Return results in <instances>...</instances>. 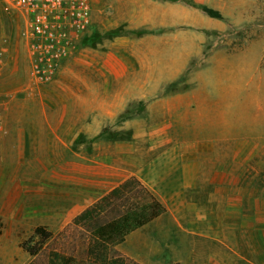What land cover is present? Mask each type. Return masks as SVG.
I'll return each mask as SVG.
<instances>
[{
    "label": "rangeland",
    "instance_id": "374dc122",
    "mask_svg": "<svg viewBox=\"0 0 264 264\" xmlns=\"http://www.w3.org/2000/svg\"><path fill=\"white\" fill-rule=\"evenodd\" d=\"M90 6L73 54L48 84L37 85L24 23L0 4V45L13 55L0 82L10 130L0 131V212L12 211V232L0 218V264H46L51 251L96 264L84 253L90 232L74 219L154 163L190 165L198 184L188 197L201 205L227 200L221 188L245 195L247 209L264 198V0ZM220 213L213 215L224 239L240 256L191 237L185 219L177 224L171 216L115 250L125 264H263L257 233ZM38 226L53 236L33 257L23 245L41 247L32 238Z\"/></svg>",
    "mask_w": 264,
    "mask_h": 264
},
{
    "label": "crops",
    "instance_id": "0c3cea01",
    "mask_svg": "<svg viewBox=\"0 0 264 264\" xmlns=\"http://www.w3.org/2000/svg\"><path fill=\"white\" fill-rule=\"evenodd\" d=\"M189 166L190 165L185 162H158L147 167L142 172L131 176H136L140 179L146 186L152 189L164 203L167 212L160 218L171 216L177 224H180L181 219L184 218L188 224L185 231L188 232L191 237L213 240L220 243L223 248H227L228 253L240 256V254L224 239L225 227L213 215L214 211H221L220 214L223 216L226 215L241 220L242 229H252L256 232V237L264 251V198L255 200L253 205L247 209L245 195L243 196V194L236 192V190L230 192L229 190L225 191V188H221L222 197L227 195V200L220 203L218 200L215 202L216 199H210L208 204L201 205L198 201L188 197V192L195 189L198 184V181H196L197 178L194 180L193 175L190 173ZM127 178L128 177L115 183L102 196L117 187ZM217 180L224 182V177H220V179L218 178ZM217 194H220L219 191L216 195ZM24 213L25 211H18L17 215L21 218V216L25 215ZM0 218L4 224L5 230L7 232H12V211H1ZM234 230L239 229L235 228L233 231ZM2 237L6 238V236L3 235Z\"/></svg>",
    "mask_w": 264,
    "mask_h": 264
},
{
    "label": "trees",
    "instance_id": "16d2710c",
    "mask_svg": "<svg viewBox=\"0 0 264 264\" xmlns=\"http://www.w3.org/2000/svg\"><path fill=\"white\" fill-rule=\"evenodd\" d=\"M200 9L212 18H222L218 10L207 6H201ZM166 212V206L156 193L133 176L86 208L74 219L73 224L90 232L84 252L87 258L96 264H125L126 259L117 253L115 247ZM52 236L45 227L38 226L32 238L38 237L41 247L29 248L23 245V248L36 257L42 245ZM46 264H74V260L65 253L51 251Z\"/></svg>",
    "mask_w": 264,
    "mask_h": 264
},
{
    "label": "built area",
    "instance_id": "2783aa9c",
    "mask_svg": "<svg viewBox=\"0 0 264 264\" xmlns=\"http://www.w3.org/2000/svg\"><path fill=\"white\" fill-rule=\"evenodd\" d=\"M91 0H0L7 13L18 15L24 23L25 41L33 81L48 84L73 54L80 33L90 25ZM9 45H0V82L12 63ZM8 107L0 102V131L8 117Z\"/></svg>",
    "mask_w": 264,
    "mask_h": 264
}]
</instances>
